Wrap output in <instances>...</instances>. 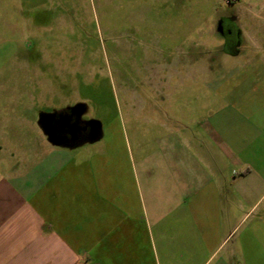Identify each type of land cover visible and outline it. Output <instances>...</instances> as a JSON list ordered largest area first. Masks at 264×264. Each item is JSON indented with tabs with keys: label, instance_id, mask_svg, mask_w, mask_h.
I'll return each mask as SVG.
<instances>
[{
	"label": "crops",
	"instance_id": "1",
	"mask_svg": "<svg viewBox=\"0 0 264 264\" xmlns=\"http://www.w3.org/2000/svg\"><path fill=\"white\" fill-rule=\"evenodd\" d=\"M261 31L227 52L248 49L233 64L203 68L217 73L211 98L178 132L153 136L160 145L141 164L135 198L112 196L119 213L101 203H114L107 195L93 209L71 183L59 199L54 176L87 161L70 151L83 144L52 145L26 117L27 150L0 160V264H264Z\"/></svg>",
	"mask_w": 264,
	"mask_h": 264
},
{
	"label": "rangeland",
	"instance_id": "2",
	"mask_svg": "<svg viewBox=\"0 0 264 264\" xmlns=\"http://www.w3.org/2000/svg\"><path fill=\"white\" fill-rule=\"evenodd\" d=\"M229 11L242 36L261 24L264 34V0H0V160L27 150L26 117L80 104L71 122L83 145L70 151L87 161L57 171L56 193L66 200L71 183L93 209L119 213L112 196L135 198L141 164L160 145L153 136L178 132L182 116L202 113L196 101L211 98L217 73L203 68L224 69L248 50L223 51L215 20ZM105 195L114 203H100Z\"/></svg>",
	"mask_w": 264,
	"mask_h": 264
},
{
	"label": "water",
	"instance_id": "3",
	"mask_svg": "<svg viewBox=\"0 0 264 264\" xmlns=\"http://www.w3.org/2000/svg\"><path fill=\"white\" fill-rule=\"evenodd\" d=\"M70 109V112L76 115H80L83 112V109L80 107V104H75L72 107H66ZM62 109H54L51 112H40L38 114L36 123L42 133L45 135L46 140L56 146H69V144L65 138V132L67 131L72 136L75 135V132L78 130V127L70 123V119L68 116L62 117L59 124H55V115L64 110ZM91 135L89 137V141H95L99 139L102 135L100 123L97 121L91 122Z\"/></svg>",
	"mask_w": 264,
	"mask_h": 264
},
{
	"label": "flooded vegetation",
	"instance_id": "4",
	"mask_svg": "<svg viewBox=\"0 0 264 264\" xmlns=\"http://www.w3.org/2000/svg\"><path fill=\"white\" fill-rule=\"evenodd\" d=\"M231 1L232 0H229V2ZM215 21H216L215 30L223 38V44H224L223 51L225 52L235 51L241 45V41L243 39L242 32L237 23V18L235 13H233V11H229L227 13L219 15ZM66 116L69 117L70 122L71 121L76 122L75 114L71 113L70 110L67 109V110H62L55 115V124L56 125L59 124L61 118ZM67 131L65 132V138L67 142L69 144H74L78 138V136H76L77 134L72 136ZM88 134H89V127L85 128L84 131H82L79 136L86 137Z\"/></svg>",
	"mask_w": 264,
	"mask_h": 264
}]
</instances>
